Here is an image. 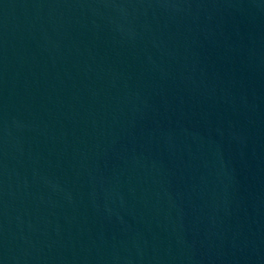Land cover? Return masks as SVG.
<instances>
[{"label":"water","instance_id":"1","mask_svg":"<svg viewBox=\"0 0 264 264\" xmlns=\"http://www.w3.org/2000/svg\"><path fill=\"white\" fill-rule=\"evenodd\" d=\"M0 264H264V0H0Z\"/></svg>","mask_w":264,"mask_h":264}]
</instances>
